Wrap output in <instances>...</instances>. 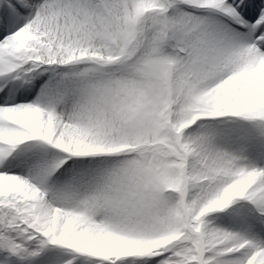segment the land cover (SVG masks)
<instances>
[{
  "label": "snow or ice",
  "instance_id": "obj_1",
  "mask_svg": "<svg viewBox=\"0 0 264 264\" xmlns=\"http://www.w3.org/2000/svg\"><path fill=\"white\" fill-rule=\"evenodd\" d=\"M261 65L264 0H0V264H264Z\"/></svg>",
  "mask_w": 264,
  "mask_h": 264
},
{
  "label": "clouds",
  "instance_id": "obj_2",
  "mask_svg": "<svg viewBox=\"0 0 264 264\" xmlns=\"http://www.w3.org/2000/svg\"><path fill=\"white\" fill-rule=\"evenodd\" d=\"M242 67H243L242 62L237 61L236 63L229 64L228 66L222 68L218 74L239 71ZM261 67L264 68V65H261ZM200 107H201V113H197V114H195V115L192 116L191 121L189 122V125H188L189 127H191L192 124H195L196 121L201 118L202 112L211 110L212 104L211 103H204ZM68 143H69V146L71 148H73V149H75L77 147H82L83 146L82 145V142H80L75 137L69 138Z\"/></svg>",
  "mask_w": 264,
  "mask_h": 264
},
{
  "label": "rangeland",
  "instance_id": "obj_3",
  "mask_svg": "<svg viewBox=\"0 0 264 264\" xmlns=\"http://www.w3.org/2000/svg\"><path fill=\"white\" fill-rule=\"evenodd\" d=\"M245 127H249L248 125H245Z\"/></svg>",
  "mask_w": 264,
  "mask_h": 264
}]
</instances>
